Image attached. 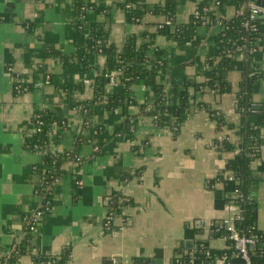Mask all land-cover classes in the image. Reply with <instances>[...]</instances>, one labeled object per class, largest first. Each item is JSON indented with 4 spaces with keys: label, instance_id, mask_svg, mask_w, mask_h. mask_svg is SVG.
<instances>
[{
    "label": "crops",
    "instance_id": "crops-1",
    "mask_svg": "<svg viewBox=\"0 0 264 264\" xmlns=\"http://www.w3.org/2000/svg\"><path fill=\"white\" fill-rule=\"evenodd\" d=\"M82 1L106 8L86 12L88 21L105 29L103 45L121 52L132 37L136 54L151 61L138 63L139 68L162 62L156 81L164 98L155 103L152 86L136 78L129 86L133 103L116 112L101 102L91 104L98 78L105 73V55L80 57L90 30L76 27V0H0V264H33L42 255L57 260L65 255L60 264H139L145 259L147 264H178L173 260L181 256L191 264H207L193 255L199 249L215 254L227 249L219 222L233 216L235 197L226 164L236 152L220 150L216 141L237 138L234 130L217 128L208 109L238 127L236 93L244 53L235 51L231 57L225 92L199 88L211 70L207 58L227 47V40L216 36L219 26L200 24L193 40L180 44L156 32L164 16L155 6L167 0H135L133 8L141 15L137 21L127 20L120 5L124 0ZM173 1L175 20L183 24L200 0ZM246 1L211 0L210 12L229 19ZM253 1L264 6V0ZM258 18L260 34L251 50L256 73L264 68V12ZM47 47L65 59L47 55ZM122 78L115 71L116 85L107 82L104 93L119 90ZM17 81L34 87L14 94ZM184 89L189 105L175 132L173 117L160 124L155 118L164 105L177 103ZM253 99L264 102V73L253 84ZM55 107L67 125H50L47 147L28 149L25 137L37 129L32 118ZM249 120L257 122L255 115ZM46 153H72L75 158H62L63 172L50 187V201L36 227L26 232L25 218L39 211L38 190L51 168L43 163ZM250 169L255 224L264 233V141ZM117 194L125 200L107 228L108 200ZM26 234L24 252L9 263L11 250ZM228 261L216 256L211 262ZM260 261L264 264V255Z\"/></svg>",
    "mask_w": 264,
    "mask_h": 264
},
{
    "label": "trees",
    "instance_id": "trees-1",
    "mask_svg": "<svg viewBox=\"0 0 264 264\" xmlns=\"http://www.w3.org/2000/svg\"><path fill=\"white\" fill-rule=\"evenodd\" d=\"M135 0H124L120 5L125 10V15L128 21H137L140 18V14L133 8ZM209 0H200L196 7V12L189 16L188 20L179 24L175 20L174 1L167 0L162 4L155 6L157 11H160L164 16L163 21L158 25L156 32L166 34L176 42L182 44L185 42H191L194 38V31L196 26L204 23H214L216 20H220L219 30L217 38L227 40V47L225 49H217L213 55L207 58V63L211 67L208 77L205 81L200 83L197 87H206L211 91L217 93L225 92L229 83L226 80V72L231 65V57L235 51H242L245 55L242 65V76L239 83V88L236 93L237 97V110L240 114V122L238 127H234L233 124L224 120L222 114L217 110H209L210 116L216 121L217 128L221 129L225 127L229 130H234L236 140L231 141L228 136L216 141L220 150H234L236 152V158L226 164V171L230 172L233 180L232 190L235 192L233 198V204L238 205L243 209V220L236 221V226L246 232L247 234H257L259 241L263 243L259 246L258 243L251 250V264H262L260 256L264 255V233L261 232L255 224L256 220V203L253 196H250V191L254 188V179L252 178L250 162L259 155L261 146L264 141V102H257L253 99V84L258 77L264 73V68L260 72H253L255 66L252 61L251 50L254 41L260 34V19L257 18L253 21L254 30L251 34H248L242 27V21L245 18V6L238 5L235 16L229 19L220 18L213 15L210 11H204V7L208 5ZM224 0H219L222 2ZM259 4L258 2H256ZM262 6L261 4H259ZM76 14L79 21L76 24L77 28H83L85 25L89 27L90 33L87 37V45L85 48L79 49V55L82 59L93 52H100L105 55V73L98 78V82L94 88L93 98L90 103L101 102L105 107L113 112H116L119 107L124 104L133 103L129 95V86L136 78H141L144 82L152 86L155 103L160 104L164 98L163 86L156 81V73L161 61H154L153 68L138 67V63H149L145 57L138 56L135 52L134 39L131 37L128 42L125 43L123 50L117 52L113 46H105L102 44L103 39L106 36V31L100 23L90 22L86 18V12L93 10L95 12L105 11L106 8L98 6L91 2H84L82 0H76L75 2ZM264 7V6H262ZM246 38V41L244 40ZM47 55L53 54L63 59L65 57L55 48L47 47L45 49ZM121 71L123 73L122 86L119 90H115L113 93L106 95L104 93V85L108 82L109 72ZM195 85V84H194ZM196 86V85H195ZM34 87L33 84H27L21 81L13 83L14 94L21 93L26 90H30ZM189 105V94L184 89L181 93L180 99L175 104L164 105L163 112L156 115V122L163 123L170 117L174 118L172 129L177 131L181 122L183 121ZM145 106V105H143ZM207 109V106L203 105ZM145 108V107H142ZM250 115H255L257 118L256 124L249 120ZM32 121L37 124V129L25 137V146L28 149H41L47 147V136L50 125L62 124L66 126V121L60 116L58 108H46L39 114L32 118ZM129 124L125 125V128ZM176 127V129H174ZM62 158H75L72 153H67L63 156L46 153L43 157V163L49 165L51 168L48 170V177L39 188L38 193L41 197V204L38 210H41L47 206L50 201V187L63 172ZM122 195H113L108 200V208L116 214L120 205L124 200L120 202ZM35 221L32 219V215L25 218V231H30V226ZM221 232V231H220ZM28 240L26 234L17 243L10 252L7 260L9 263H14L16 256L24 252L25 244ZM209 256H205V249H199L194 257L201 258L204 261L210 262L216 256H228L229 264H235L232 262V247L228 242V247L221 253L215 254L213 250H208ZM66 256L63 255L57 260L54 256H37L34 258L33 264L50 260L52 264H60L65 260ZM189 261L186 256H181L173 260L178 264ZM144 263H148V260H143ZM240 264L239 262H236Z\"/></svg>",
    "mask_w": 264,
    "mask_h": 264
},
{
    "label": "built area",
    "instance_id": "built-area-1",
    "mask_svg": "<svg viewBox=\"0 0 264 264\" xmlns=\"http://www.w3.org/2000/svg\"><path fill=\"white\" fill-rule=\"evenodd\" d=\"M211 1V0H210ZM208 3V5L206 7H204V11H210V4L213 2L215 4L219 3V0H212V2ZM245 6V18L242 21V27L243 29L248 33L251 34L252 31L254 30L253 27V21L255 19H257L259 17V15H261L264 12V7L260 6L259 4H257L256 2H254L253 0H247ZM196 12V10H195ZM212 24V23H211ZM213 25L215 26H219L220 25V20H216ZM244 40L246 41V38H244ZM245 56V55H244ZM109 79H108V83L110 85H116L115 82V71H111L109 72ZM46 81H49V76H46ZM174 129H176V127H174ZM48 176L45 177L44 181L47 179ZM250 197V195L248 196ZM122 200H125V198H121L120 202ZM232 209H233V216L231 217H224L221 219V221L219 222V228L221 230V233L224 234V237L229 241V243L231 244L232 247V254L230 255L233 258H239L241 259V262H239L240 264H251V256H250V252L251 250L254 248V246L256 245V243H258L259 241V236L257 234H247L246 232H244L243 230H240L235 222L236 221H242L243 220V209L240 206H236L234 204H232ZM45 208L43 210H39L37 212H35V214L32 215V219L33 221H35V223L33 225L30 226V230H33L36 225L37 222L39 221L41 215L44 213ZM115 216V214L112 212V210H110L108 208L107 213L105 215L104 221H103V225L105 227H109L111 225V221L113 219V217ZM205 256H209L210 253L208 252L207 249H205ZM194 257V255H193ZM223 258L228 259L229 257L226 255L222 256ZM192 258V257H191ZM53 262H51L50 260H45V261H40L37 262L35 264H52ZM192 260H189L187 262H184L182 264H191ZM139 264H147L144 262H141ZM151 264V263H149ZM207 264H214L213 262H207ZM237 264V263H235Z\"/></svg>",
    "mask_w": 264,
    "mask_h": 264
},
{
    "label": "water",
    "instance_id": "water-1",
    "mask_svg": "<svg viewBox=\"0 0 264 264\" xmlns=\"http://www.w3.org/2000/svg\"><path fill=\"white\" fill-rule=\"evenodd\" d=\"M186 245H189V243H186ZM232 261H234V262H241V259H239V258H233Z\"/></svg>",
    "mask_w": 264,
    "mask_h": 264
}]
</instances>
